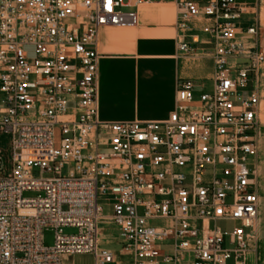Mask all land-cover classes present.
Instances as JSON below:
<instances>
[{"label":"built area","instance_id":"obj_1","mask_svg":"<svg viewBox=\"0 0 264 264\" xmlns=\"http://www.w3.org/2000/svg\"><path fill=\"white\" fill-rule=\"evenodd\" d=\"M161 1L180 56L212 58L211 88L179 80L166 120L113 123L99 118L97 36L136 28L157 0H0V264H259L258 27L243 0Z\"/></svg>","mask_w":264,"mask_h":264},{"label":"crops","instance_id":"obj_2","mask_svg":"<svg viewBox=\"0 0 264 264\" xmlns=\"http://www.w3.org/2000/svg\"><path fill=\"white\" fill-rule=\"evenodd\" d=\"M137 15L136 28H103L97 36L98 106L104 122L166 120L176 107L179 80L212 85L210 56L193 60L178 53L172 2L157 0L138 8Z\"/></svg>","mask_w":264,"mask_h":264},{"label":"rangeland","instance_id":"obj_3","mask_svg":"<svg viewBox=\"0 0 264 264\" xmlns=\"http://www.w3.org/2000/svg\"><path fill=\"white\" fill-rule=\"evenodd\" d=\"M124 3L127 0H123ZM244 9H245V23L247 24H255L258 27L259 35L261 39L262 45H264V0H243ZM197 88H203V90L208 91L210 89V82H196L195 84ZM259 89L261 92V101L258 113V122L260 127V135H259V165H258V186H259V194H260V216L257 225V254L260 259L259 264H264V68L261 69L259 75ZM200 93H194V99L197 100L199 98ZM12 136L11 134H6L3 131H0V158H2L3 169H0V177L9 176L11 173V157H12V149H11ZM24 197L33 198L35 197L34 193H25ZM103 208V215L107 216L111 214V210L108 209L107 202H100ZM220 228L224 231H229L233 228V224L231 223H220ZM76 229L65 228L63 229L64 235H74L77 234ZM103 233L105 235L116 236L118 232L113 228H104ZM43 246L46 248H51L54 246L55 242V231L53 229H44L43 230ZM104 239L105 237H101ZM228 243H225V246ZM70 264H93V257L91 255H75L69 259ZM227 264H234L231 260Z\"/></svg>","mask_w":264,"mask_h":264}]
</instances>
